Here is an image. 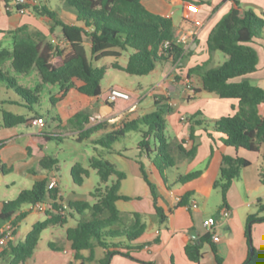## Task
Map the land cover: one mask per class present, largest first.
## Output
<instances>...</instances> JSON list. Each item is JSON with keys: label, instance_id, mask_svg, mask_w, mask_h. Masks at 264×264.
Returning <instances> with one entry per match:
<instances>
[{"label": "trees", "instance_id": "1", "mask_svg": "<svg viewBox=\"0 0 264 264\" xmlns=\"http://www.w3.org/2000/svg\"><path fill=\"white\" fill-rule=\"evenodd\" d=\"M65 2L76 11L77 21L84 26L65 23L59 19L56 12L46 8L42 12L38 8L35 9L53 21L52 32L56 27L61 28L62 36L69 46L67 53L65 49L47 41L42 33L28 32V27L10 32L14 39L12 50L0 49V82L14 90L30 111H35L38 105V90L24 89L18 85L16 78L9 76L4 70V65L9 59L12 60L15 73L27 75L36 68L42 84L59 85V92L50 98L51 104L53 107H66L62 111L63 116L80 130L89 120L85 109L102 95V81L106 69L95 67V62L107 57L119 58L123 52L131 51L125 68L119 64H114L113 67L129 75L145 77L150 75L157 65L166 62L177 63L184 58L185 49L176 40L173 21L148 11L142 0H65ZM263 33L264 17L258 16L252 9H243L240 2L235 0L234 7L214 27L207 41L210 53L222 52L228 60L216 68H208V64H205L190 69L187 78L198 76L202 80L204 91L220 99L238 101L235 113L214 122L211 131L206 120H197L195 125L204 127L214 141L212 131L222 135L225 146L260 153L264 159V117L260 113V107L264 105V88L254 85L249 79V76L259 70L260 58L256 45L258 41L264 39ZM87 40L91 44V58L88 57L85 48ZM168 42L169 46L165 47ZM156 105L159 110L124 123L123 127L109 132L96 144L112 150L114 144L126 138L128 134L139 133L141 141L136 149L147 155L167 183L166 172L175 166L171 156V145L165 134L167 128L165 115L171 112V109L168 106H161L158 101ZM27 122L25 116L4 111L0 127L15 128ZM101 129L102 126L99 125L84 131L79 140L83 141ZM190 137L194 138V127L191 128ZM3 145L0 144V149ZM195 153L196 149H193L186 153V156L193 158ZM40 164L43 169L52 170L58 161L54 157H44ZM249 166L251 162L242 157H223L220 177L214 188L220 190L224 208L229 209L227 196L233 182L240 177L242 170ZM90 168L96 171L105 188L99 186L91 194L96 200L94 204L87 201L70 202L68 216L61 212L63 206L59 190H49L47 178L37 181L31 189L23 190L16 200L3 202L0 214V239L8 231L12 232L13 237L28 214L22 211L25 206H30L32 210L38 204L47 206L45 220L34 225L25 241L17 245L9 241L6 249L2 251L1 255L9 253L8 264H26L35 253L43 232L51 227L66 225L68 217L73 216V213L80 216L88 213L89 217L88 220L79 222L76 227L67 230V239L74 251L75 261L81 264L91 263L99 249L104 253L99 264H111L115 256L137 260L131 255V251L142 246L132 247L129 244L145 234L147 225L139 213L132 214L131 223L126 224V219L117 207L118 201L130 200L129 197L120 194L125 173L99 155L91 158ZM0 171L7 175L12 169L1 166ZM142 173L151 190L158 222L164 224L167 217L164 209L159 206L160 195L157 187L150 182L144 168ZM89 174L90 170L81 164L75 165L71 171L74 183L80 187L84 185ZM201 175V172H196L179 176L177 181L180 184H187L199 179ZM261 177L264 184L263 172ZM113 178L116 179L108 185ZM190 196L191 194L183 196L179 206H189ZM261 222H264V218H259L258 215H250L248 218L246 235L250 249H255L252 228ZM205 243L211 245L216 253L212 236L207 234L201 245H187L186 254L189 260L199 263L203 259L202 249ZM83 252H89L90 255L85 257ZM217 260L220 263L218 256ZM246 264H264V255L255 249L254 256H250Z\"/></svg>", "mask_w": 264, "mask_h": 264}, {"label": "crops", "instance_id": "2", "mask_svg": "<svg viewBox=\"0 0 264 264\" xmlns=\"http://www.w3.org/2000/svg\"><path fill=\"white\" fill-rule=\"evenodd\" d=\"M236 1L240 2L243 9L247 10L249 7L254 10V7L264 15V0ZM191 3L199 6L197 13L188 12V5ZM142 4L148 11L173 21L176 39L183 35L189 37L185 43H181L185 49L183 60L177 63L166 62L157 65L150 74L157 83V87L153 90L156 111L159 110L156 101L161 106H168L171 109V112L165 115L167 122L165 134L171 145V156L175 166L167 170V183H165L147 155L141 153L136 147H122L120 142H117L112 150L103 147L101 150L96 148L99 156L115 164L118 170L126 175L121 182L120 194L129 197L130 200L118 201L117 203L119 211L126 219V224L131 223L132 214L139 213L147 225L145 234L129 244L132 247L142 246L131 251V255L138 261L123 256H115L111 264H144L142 262L146 264H246L251 254L246 235L248 218L250 215H258L259 218H264V184L261 177V173L264 174V159L260 153L225 146L222 142V135L212 131L214 141L204 127L195 125L197 120H206L209 122L208 128L211 131L214 122L235 113L238 101L220 99L216 95L204 91L202 80L198 76L192 79L187 78L189 70L197 66L208 64V68H216L227 61H224L218 52L210 53L207 41L214 27L234 7L235 0H142ZM31 7L36 12L38 11L35 8L44 9L41 0L30 1L27 8H11L8 11L0 9V49L12 50L14 39L10 32L28 27V32L42 33L47 41L60 46L67 53L69 46L62 36L61 28L56 27L52 32L53 21L40 13L39 17L31 13ZM178 16L181 17L182 21L177 23ZM58 17L65 23L84 26L83 23L77 21V15L69 10L58 14ZM192 33L194 34L192 35ZM85 48L86 51L87 48L91 49V44L89 43L87 46L85 43ZM256 49L264 50V40L258 41ZM130 54L131 51H128L123 52L119 58H104L110 60L103 67H99L97 63L99 64L104 59L95 62L94 65L98 68H105L106 72L109 68L115 69L114 64H119L125 68ZM259 58V70L249 76V79L254 85L262 87L264 84V56L261 57L259 53ZM122 59H124L123 62ZM186 81L192 85L193 92L187 90L184 85ZM111 88H120L129 92L132 99L110 102L108 101V92L104 93L102 88V95L99 99L93 100L87 107L92 109L88 114L89 118L95 116L102 122V129L89 137L94 139L95 144L98 140L103 139L100 136H106L109 132L123 127L124 123L150 114H139L138 111H131L132 107L143 101V97L135 98L128 87L115 85ZM195 90L199 91L196 92ZM0 102L7 105L24 106L20 97L18 100L8 99ZM62 107V111L66 109V107ZM260 113L264 117V105L260 107ZM182 116H186L188 121L182 122ZM196 116L198 117L196 118ZM63 118L68 119L64 116ZM37 119L40 117L33 115L26 124L36 126L33 121ZM70 124L72 125L71 130L65 134H63L61 127H57L54 132L49 133L45 130L48 125L46 122L44 127L37 126L40 128L38 133L31 134L19 131L18 126L15 128L1 127L0 144L4 145L0 149V167L11 168V173L15 170L31 173L37 164L41 166L40 163L44 157H53L47 153L50 141L61 139L63 136H72L80 141L83 132L92 129L89 126V120L80 130L71 122ZM192 127H194L193 139L190 137ZM193 149H196L195 156L187 158L186 153H190ZM224 156L242 157L251 162V166L242 170L240 177L233 182L228 192L230 217L227 219L220 216V211L224 209L222 194L220 190L214 188L215 182L220 177ZM142 168L145 169L150 182L157 187L160 195L159 206L164 209L167 217L164 224H159L156 217L153 197L142 173ZM45 171L46 173L42 175L41 179H36L35 183L44 178L50 180L52 176L56 175L58 178L57 189L60 192L62 203L68 206L69 203L64 202L59 185L58 164L52 170ZM196 172L202 173L199 179L187 184L178 183L179 176ZM1 176L5 177L6 175L0 171ZM6 187L9 189L7 184ZM23 190L26 189H21L20 193ZM187 194H191L190 205L180 207L178 199L181 201V198ZM2 204L3 202H0V205ZM261 207H263L262 212ZM22 211L28 212V214L13 237L10 238V241L15 245L21 243L20 238L25 241L34 225L46 218L45 212H41L37 208L33 210L23 208ZM70 218L72 219L73 216L68 217V222ZM210 218L216 220L214 233L220 239L219 242L214 243L216 253L211 245L205 243L202 249L203 259L199 263L192 262L187 257L186 247L189 244H202V239L208 234L205 222ZM68 222L64 226L51 227L45 230L35 253L26 264H81V262L75 261L74 251L67 239L68 228L76 226L69 227ZM23 224H27L25 228L27 231L23 230L20 234ZM58 227H62L64 232ZM48 231H51V238L45 243L43 235ZM252 241L256 251L264 255V222L253 226ZM6 247L7 245L0 248V264L9 263V253L1 255ZM98 251L95 253V260L86 264H99L104 253H100L102 257H98ZM83 255L88 257L90 254L83 252Z\"/></svg>", "mask_w": 264, "mask_h": 264}, {"label": "rangeland", "instance_id": "3", "mask_svg": "<svg viewBox=\"0 0 264 264\" xmlns=\"http://www.w3.org/2000/svg\"><path fill=\"white\" fill-rule=\"evenodd\" d=\"M42 6L49 11H55L58 14H62L65 10H69L76 14V11L69 7L65 0H41ZM248 9H250L248 7ZM256 14L258 16L264 17L256 8L253 7ZM40 12L43 9L39 10ZM31 13L40 16L39 12H36L33 7H31ZM182 21L181 17H177V23ZM264 38V33H263ZM264 40V39H263ZM89 40L86 41L87 46L89 45ZM261 57L264 56V50L258 49ZM87 54L89 58H91V49L87 48ZM219 56L225 60H228V57L222 53L218 52ZM110 59H104L102 62L97 65L99 67H103L105 63H107ZM124 59H122V62ZM95 64V63H94ZM4 70L9 73L10 77L16 78L17 83L20 87L24 89H28L31 91L38 90V105L35 107V111H30L25 106H15V105H7L0 102V125L3 123V112L9 111L16 115H23L27 120L30 119L33 115L39 116L40 119L44 120L48 125L46 127V131L52 133L55 131L57 127L62 128L63 134L71 130L72 125L70 124L68 119H64L62 116V106L53 107L50 101L52 95L57 94L60 90L59 85L52 84H42L41 76L36 68H34L27 75H20L14 72L12 68V60L9 59L5 65ZM115 85H124L128 87L129 91L134 94L135 98L143 97V101L134 107L131 108V111H138L139 114L142 113H152L156 111V107L154 104L153 90L157 87V83L152 76H133L128 73L109 68L105 74V77L102 81V88L104 93L108 92L109 89ZM264 87V84H262ZM13 99L18 100L19 97L17 93L8 88L6 84L0 82V101ZM92 109L86 108L85 113L88 115ZM1 128V127H0ZM19 131H23L25 133H38L40 128L37 126H30L27 124L19 125L17 127ZM104 138L105 136H100ZM141 141V135L137 132H132L130 135L120 141L122 147L130 148L136 147ZM48 155L53 156L58 160V172L57 175L60 180V189L62 192V196L64 202L66 204L70 202L76 201H87L91 204H94L96 200L91 196L95 190L101 186L105 188V185L101 183L100 177L96 173L95 170L90 168V160L93 157H97L98 150L102 149L101 145H97L94 142L93 138H86L83 141H78L74 139L72 136H63L61 139H54L48 143ZM97 148V149H96ZM77 164H81L84 168L90 170V174L85 178V182L83 186H78L74 183L71 171L73 167ZM46 171L37 164L31 173H22L20 170H15L12 173L7 174L5 177H0V202H8L16 200L20 195V190L31 189L35 183L36 179H41L42 175L45 174ZM114 179H111L108 185H111ZM8 185V188L6 187ZM26 209H31L30 206H25ZM88 213L80 216L77 213H73V218L69 219V227L76 226L79 222L88 220ZM27 224L22 225V229L20 234H22ZM59 230L64 232L62 227H58ZM24 231V232H25ZM51 231L46 232L43 235V240L46 243L50 238ZM19 240L21 243L24 242L22 238ZM98 257L100 253L102 254V250L99 249ZM104 257V256H103ZM57 259V258H56ZM98 264V263H96Z\"/></svg>", "mask_w": 264, "mask_h": 264}, {"label": "built area", "instance_id": "4", "mask_svg": "<svg viewBox=\"0 0 264 264\" xmlns=\"http://www.w3.org/2000/svg\"><path fill=\"white\" fill-rule=\"evenodd\" d=\"M30 1L37 2L39 0H0V9H4L6 11H8L11 8L21 9V8H24L26 5H28V3ZM198 10H199V6H197L195 3H191L188 5V12L197 13ZM193 34L194 33H192V35ZM188 39H189V37L187 35H183L176 40L179 44H181V43H185ZM169 44H170L169 42L166 43L165 47H168ZM184 85L186 86L188 91L193 92L192 85L190 84L189 81H186L184 83ZM131 99H132L131 94L129 92H126L125 90L120 89V88H111L108 91V101H110V102H117L119 100L129 101ZM181 121L186 122V121H188V118L186 116H182ZM33 124L36 126L44 127L45 122L42 119H37V120L33 121ZM101 124H102V122L99 120V118H97L95 116H92L89 118V126L91 128H94V127L99 126ZM57 188H58V178L56 175H54L49 180L48 189L54 190ZM59 197H60V194H59ZM178 201L180 202V199H178ZM61 204L63 206V208L61 210L62 214L64 216H68V212L70 210L69 207L64 205L62 202H61ZM36 208L41 212H45L47 209V206H45L43 204H38ZM1 212H2V205H0V214H1ZM220 216L223 219H227L230 217V211L228 209L224 208L220 211ZM215 225H216L215 218H210L209 220H207L205 222V228H206L208 234H210L212 236V240L214 243L219 242V240H220L219 236L216 233H214V226ZM11 236H12V232L8 231L7 234L0 239V248L6 246L8 244Z\"/></svg>", "mask_w": 264, "mask_h": 264}, {"label": "water", "instance_id": "5", "mask_svg": "<svg viewBox=\"0 0 264 264\" xmlns=\"http://www.w3.org/2000/svg\"><path fill=\"white\" fill-rule=\"evenodd\" d=\"M250 253H251V254H250L251 257L254 256V254H255V249L252 248Z\"/></svg>", "mask_w": 264, "mask_h": 264}]
</instances>
